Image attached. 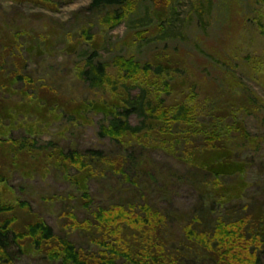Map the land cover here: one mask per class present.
I'll return each mask as SVG.
<instances>
[{
	"label": "trees",
	"instance_id": "1",
	"mask_svg": "<svg viewBox=\"0 0 264 264\" xmlns=\"http://www.w3.org/2000/svg\"><path fill=\"white\" fill-rule=\"evenodd\" d=\"M76 1L0 0V264H16L13 246L50 264H264V193L249 194L242 164L253 144L246 118L264 129V101L237 76L264 77L263 44L248 52L243 39L264 37V0L249 12L242 0L219 5L237 26L201 53L229 69L220 91L202 85L184 48L138 53L165 36L176 0H91L67 22L50 14ZM145 7L153 24L133 27ZM123 24L127 37L114 42ZM89 114L112 151L42 140L53 123ZM16 176L70 185L49 199L58 231L12 186ZM183 186L196 193L186 211Z\"/></svg>",
	"mask_w": 264,
	"mask_h": 264
},
{
	"label": "rangeland",
	"instance_id": "2",
	"mask_svg": "<svg viewBox=\"0 0 264 264\" xmlns=\"http://www.w3.org/2000/svg\"><path fill=\"white\" fill-rule=\"evenodd\" d=\"M91 0H78L73 4L60 6L59 11L50 13L55 18L67 22L77 12L89 6ZM213 0H176L175 6L172 10L171 19L169 20L168 31L165 36L159 40H155L150 44L143 46L138 50L141 56H145L150 52V48L163 49L164 47H179L189 51L190 61L196 66V74L201 78L202 85L208 90L220 91L223 86V74L227 75L228 68H212L207 64V58L204 56L202 50H208L213 46H221L224 42L230 40L232 30L229 29L231 25L236 28L237 24L232 21L230 14H221V3L226 1L229 7L233 0H214L215 6L212 12L208 11L211 8L210 3ZM253 2L256 4L257 0H242L243 7L246 12L252 10L249 5ZM6 7L11 6L10 3H4ZM221 7H220V6ZM28 13L46 12L38 7L32 5H25L22 7ZM222 9H224L222 7ZM242 18V17H241ZM232 21V22H231ZM248 21V20H247ZM254 19H251L253 22ZM153 21L150 16V8L145 7L140 12L139 17L135 18L132 26L135 28H145L152 25ZM129 28L127 24H123L112 33L113 41L123 40L127 37ZM260 34L254 29L248 32V36L244 42L248 43V52H252L256 45L264 46V37L260 39ZM221 44V45H220ZM262 46V47H263ZM114 48L111 46L107 48L105 56L108 53H113ZM201 54V55H200ZM201 67H203L202 70ZM229 70V69H228ZM231 72V70L229 71ZM230 78H235L234 73L228 74ZM238 78L242 79L249 88L254 90L258 97L264 101V77L260 75L247 74L246 70L239 69L237 72ZM212 95V94H210ZM214 96V95H212ZM226 101L229 98L226 97ZM254 113V112H253ZM101 117L95 114H89L85 117V121L81 124L69 125L66 122H55L47 130V134L42 140H56L61 146L66 149L70 147L78 148L81 151L90 149H101L112 151L113 146L109 140H102L98 136V123ZM245 124L251 132L250 137L251 148L244 151L243 156L247 159L246 173L248 182L250 184L249 194L264 193V129H260L257 125L256 118L251 115L246 118ZM261 133V134H260ZM260 134V135H259ZM152 158L160 161L162 165L167 166V162H173L171 158L160 152H153ZM16 187L22 199L32 206L34 212L43 218L55 231H58L57 221V208L49 204V199L57 197L70 189V185L57 176H51L44 180L36 178L34 180H25L20 176H16L11 183ZM94 190V189H93ZM177 206L182 208L183 211L189 209V206L195 203L196 193L192 188L183 186L177 190ZM58 198V197H57ZM77 242H81L79 237L76 238ZM12 253L15 255L16 264H50L49 262L40 258L37 255H25L19 253L16 247H12Z\"/></svg>",
	"mask_w": 264,
	"mask_h": 264
}]
</instances>
